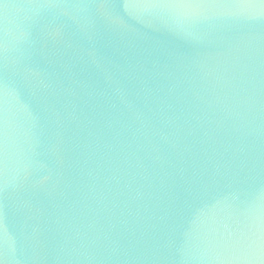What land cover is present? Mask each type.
<instances>
[{
  "label": "water",
  "instance_id": "95a60500",
  "mask_svg": "<svg viewBox=\"0 0 264 264\" xmlns=\"http://www.w3.org/2000/svg\"><path fill=\"white\" fill-rule=\"evenodd\" d=\"M0 264H264V0H0Z\"/></svg>",
  "mask_w": 264,
  "mask_h": 264
}]
</instances>
